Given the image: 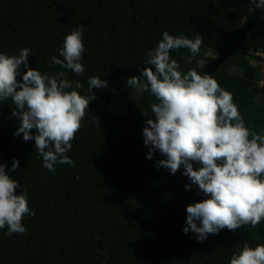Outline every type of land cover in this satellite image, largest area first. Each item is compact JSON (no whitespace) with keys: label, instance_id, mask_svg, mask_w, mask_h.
Returning <instances> with one entry per match:
<instances>
[{"label":"trees","instance_id":"16d2710c","mask_svg":"<svg viewBox=\"0 0 264 264\" xmlns=\"http://www.w3.org/2000/svg\"><path fill=\"white\" fill-rule=\"evenodd\" d=\"M255 9L249 0H0V51L29 47L28 67L66 72L81 81L78 92L86 96L92 95L88 76L107 81L104 88L93 87L95 98L71 140L67 155L73 164H56L55 171L43 166L33 140L13 135L19 122L11 116L15 105L10 98L0 101V162L8 171L12 157L18 159L8 174L27 191L34 212L22 218L23 233L0 229V264H228L241 240L264 243V219L222 228L200 241L181 231L185 205L202 196L195 185L184 187L182 166L174 174L157 168L156 150L145 158L141 129L149 117L141 108L154 97L125 83L139 75L146 50L162 30L202 35L195 55L184 47L170 50L182 73L202 72L210 60L208 44L221 53ZM79 24L85 68L76 75L50 58L60 56L62 37ZM263 52L264 13L242 45L210 73L257 132L264 128V71L253 61H263Z\"/></svg>","mask_w":264,"mask_h":264},{"label":"clouds","instance_id":"9594fccd","mask_svg":"<svg viewBox=\"0 0 264 264\" xmlns=\"http://www.w3.org/2000/svg\"><path fill=\"white\" fill-rule=\"evenodd\" d=\"M249 2L264 13V0ZM83 28L79 24L62 37L57 49L60 56L52 55L50 63L76 75L84 72ZM201 44L199 32L188 37L162 30L155 46L146 50L139 75L125 79L127 85L146 89L154 97L141 108L142 114L149 117L141 129L147 146L145 158H151L156 150L161 154L154 162L157 168L163 166L174 174L182 166V174L187 177L184 187L195 185L202 196L185 205L181 228L184 233L190 231L197 241L225 227L234 230L243 224L255 226L264 219V128L257 132L245 125L232 93L211 74L195 68L182 73L170 55V50L178 47L195 55ZM30 51L23 46L11 54L0 51V101L10 98L15 105L11 116L19 122L13 135L33 140L43 166L55 171L56 164H73L67 155L71 140L81 126L85 109L95 98L93 87L104 88L107 81L97 75L88 76L87 87L92 95H83L78 92L81 81L69 79L66 72L49 74L28 67ZM18 163L12 157L6 171L5 163L0 162V229L6 228V234L23 233L26 228L22 218L34 214L27 191L14 175L8 174ZM16 188L21 190L16 192ZM240 243L228 264H264V243Z\"/></svg>","mask_w":264,"mask_h":264},{"label":"water","instance_id":"95a60500","mask_svg":"<svg viewBox=\"0 0 264 264\" xmlns=\"http://www.w3.org/2000/svg\"><path fill=\"white\" fill-rule=\"evenodd\" d=\"M260 9H255L252 14L249 16L247 21L242 25V27L239 29L235 41L228 46L225 50H223L221 53H219L216 57L210 59L206 64L202 72L206 71L209 74L212 73L219 64H221L223 61L226 60L228 56H230L232 53H234L243 43L247 31L251 28V26L254 24V22L257 20V18L261 15ZM264 54V52H263ZM264 83V79H263ZM262 88L264 89V84L262 85Z\"/></svg>","mask_w":264,"mask_h":264},{"label":"rangeland","instance_id":"374dc122","mask_svg":"<svg viewBox=\"0 0 264 264\" xmlns=\"http://www.w3.org/2000/svg\"><path fill=\"white\" fill-rule=\"evenodd\" d=\"M219 54V52L215 49V47L213 45L208 44L207 46V55L210 59L216 57ZM263 57L264 54L260 53ZM207 63V62H206ZM205 63V64H206ZM253 63H255L256 65L259 66L260 71H264V60L263 61H253ZM260 85H263V79L260 80ZM258 100H260V97H257Z\"/></svg>","mask_w":264,"mask_h":264},{"label":"bare ground","instance_id":"6f19581e","mask_svg":"<svg viewBox=\"0 0 264 264\" xmlns=\"http://www.w3.org/2000/svg\"><path fill=\"white\" fill-rule=\"evenodd\" d=\"M264 84V83H263Z\"/></svg>","mask_w":264,"mask_h":264}]
</instances>
